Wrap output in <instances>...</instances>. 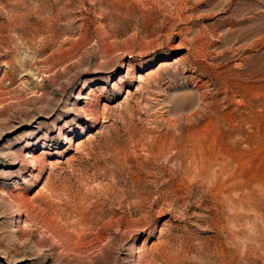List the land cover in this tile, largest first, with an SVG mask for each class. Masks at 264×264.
Masks as SVG:
<instances>
[{
    "label": "rangeland",
    "instance_id": "obj_1",
    "mask_svg": "<svg viewBox=\"0 0 264 264\" xmlns=\"http://www.w3.org/2000/svg\"><path fill=\"white\" fill-rule=\"evenodd\" d=\"M0 264H264V0H0Z\"/></svg>",
    "mask_w": 264,
    "mask_h": 264
},
{
    "label": "bare ground",
    "instance_id": "obj_2",
    "mask_svg": "<svg viewBox=\"0 0 264 264\" xmlns=\"http://www.w3.org/2000/svg\"><path fill=\"white\" fill-rule=\"evenodd\" d=\"M232 120H233V117H231L230 114H227V116L224 117L222 121H216V128L214 131L211 132L210 136H213L216 138L221 137L222 139H231L233 136V129H232L233 121ZM225 124H228L230 128L226 129Z\"/></svg>",
    "mask_w": 264,
    "mask_h": 264
}]
</instances>
